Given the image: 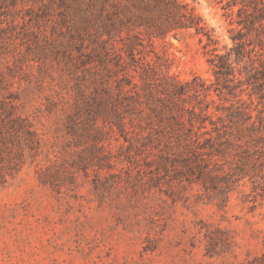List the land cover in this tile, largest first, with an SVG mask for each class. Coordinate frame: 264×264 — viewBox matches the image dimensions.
I'll use <instances>...</instances> for the list:
<instances>
[{
	"label": "rangeland",
	"instance_id": "rangeland-1",
	"mask_svg": "<svg viewBox=\"0 0 264 264\" xmlns=\"http://www.w3.org/2000/svg\"><path fill=\"white\" fill-rule=\"evenodd\" d=\"M16 1L0 21V264H264V28L246 36L255 87L235 85L244 61L229 87L217 83L191 28L153 37L119 85L123 71L99 63L88 37ZM196 7L226 51L235 13ZM176 79L199 90L171 103L177 133L160 132L148 105L166 108ZM232 104L257 129L217 152L206 138ZM207 105L202 123L190 109Z\"/></svg>",
	"mask_w": 264,
	"mask_h": 264
},
{
	"label": "trees",
	"instance_id": "trees-1",
	"mask_svg": "<svg viewBox=\"0 0 264 264\" xmlns=\"http://www.w3.org/2000/svg\"><path fill=\"white\" fill-rule=\"evenodd\" d=\"M33 1L38 3V7L30 6L28 8L30 11H35L34 15H58L59 21L68 23L75 33L81 37L86 36L92 41L93 51L99 56V63L109 62L115 67L116 72L123 71L119 85L122 81L127 84L133 83V75L130 70H136L138 66H145L141 53L152 46L153 37L164 38L170 33L191 28L199 35V41L205 49L204 52L209 54L207 60L213 67L217 83L222 80L227 82L224 86L229 87V82L237 78L236 65L244 61L242 68L237 69L240 71L241 77L238 78V84L235 85L240 86L247 83L256 86L250 79L258 67L255 66L253 57H250L249 60L245 59L254 51L253 48L248 47L250 42L246 36L253 28H264V0H218L222 3L226 15L235 13L236 22L240 26L239 29L231 33L233 45L224 52H219L220 38L215 28L197 10L198 0ZM16 3V0H0V21L3 19L1 16L15 15ZM261 66L264 67V62ZM243 73L244 75H242ZM201 86L206 97L210 87L204 83H201ZM258 86L263 88L262 83H258ZM193 89L196 92L199 90L190 81L181 82L176 79L169 87H165L161 91L163 96L159 99L161 104L166 105V108L162 109L160 105H148L158 120V129H160L158 131L164 132V129L169 128L177 133V126L173 125L170 118L177 111L170 105L172 103L178 107V97L187 95ZM221 92L224 91L221 90ZM208 106L200 110L192 107L190 111L195 119L204 123L210 117L206 111ZM224 107L225 105H221L218 109H224ZM227 109L229 112L226 117L229 122L223 124L224 131L218 132L216 138H206V142L210 143L213 150L217 152L223 150V144L232 140L237 141L243 131L242 128L248 132L251 130L254 132L257 129L256 121L251 120L252 116L245 111L243 104H232ZM140 113L141 111L138 110V114ZM221 119L223 120L224 117L221 116ZM192 121L191 118V125H193ZM212 122L214 123V121ZM180 123L181 121L177 122V125ZM114 124L123 130L124 123L121 115H117ZM150 124H152V120L149 121ZM150 136L151 132H148L146 137Z\"/></svg>",
	"mask_w": 264,
	"mask_h": 264
}]
</instances>
